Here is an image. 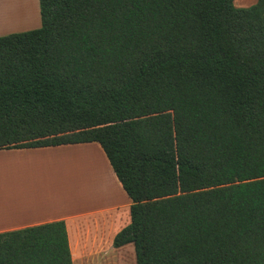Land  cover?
Wrapping results in <instances>:
<instances>
[{
  "label": "trees",
  "instance_id": "trees-1",
  "mask_svg": "<svg viewBox=\"0 0 264 264\" xmlns=\"http://www.w3.org/2000/svg\"><path fill=\"white\" fill-rule=\"evenodd\" d=\"M39 0L0 36V150L97 143L136 264H264V0ZM0 264H72L63 221Z\"/></svg>",
  "mask_w": 264,
  "mask_h": 264
},
{
  "label": "rangeland",
  "instance_id": "rangeland-1",
  "mask_svg": "<svg viewBox=\"0 0 264 264\" xmlns=\"http://www.w3.org/2000/svg\"><path fill=\"white\" fill-rule=\"evenodd\" d=\"M3 9L10 11L9 18L16 22V25L10 24L9 18L7 19L5 15L6 23L9 25H0V36L39 28V19L34 20L33 6L27 0L2 1L0 17H3L0 18V23L5 24L4 15H1ZM6 26L9 28L6 29ZM97 150L92 147L71 149L58 147L28 154L0 151V196L6 195L10 198L33 196L43 200L50 198L52 204L56 203L58 211H62V208L72 209V212L103 209L104 203L109 206L108 198L113 196V191L106 179V176H109L107 174L109 165L101 149L99 150L105 159L95 154L99 152ZM120 192L124 194L123 191ZM102 195H106L108 200ZM115 199L112 198L111 201L114 203ZM113 203L110 206L115 205ZM96 218L98 217L95 216L85 222H82V219L77 220L79 221L77 223L91 225ZM116 228L112 226L108 228L100 245L94 247L87 244L85 250L83 249L85 253L77 257L74 263L136 264L133 247L118 251L112 247L111 241H108L111 231H115Z\"/></svg>",
  "mask_w": 264,
  "mask_h": 264
},
{
  "label": "crops",
  "instance_id": "crops-1",
  "mask_svg": "<svg viewBox=\"0 0 264 264\" xmlns=\"http://www.w3.org/2000/svg\"><path fill=\"white\" fill-rule=\"evenodd\" d=\"M3 0H0V4ZM31 6H33V17L34 20H38L40 22V12H39V0H27ZM257 0H234L233 5L236 8H246L253 5ZM4 13V14H3ZM10 11L7 9H3L2 15L7 16V19L10 17ZM10 20V18H9ZM6 21V17H5ZM13 20H10V24H15ZM0 25H9L5 22V24L0 23ZM12 25V26H14ZM40 26V25H39ZM5 28V27H3ZM9 26H6L8 29ZM97 143H81V144H70V145H62L57 147H47V148H80V147H92L98 149L97 156H101L104 158L102 152L99 150ZM47 148H38V149H11V150H0V151H9L11 153L17 154H28V153H37L34 151H40L42 149ZM100 153V154H99ZM107 160V159H106ZM105 161V160H104ZM108 163V162H107ZM109 165V164H108ZM108 171V170H107ZM110 171V172H109ZM109 176H106L109 187H111L113 191V196L108 198L109 206L104 203L103 209H97L93 211H80V212H72L71 210H67V208H62V211H58V207L56 203L52 204V200H43L38 199L33 196H22L20 198H15L10 196H0V233L20 230L28 227L38 226L45 223L63 221L65 224V228L67 231L68 237V245L71 254L72 264L76 260L77 257L82 256L83 249L85 250L87 244L90 246L100 245L99 243L102 241V237L104 233L107 232L108 228L117 227L115 231H111L109 235L108 241L112 243L113 237L116 233H118L122 228H124L130 222L129 217V205L130 200L127 196L122 194L123 191L120 184L118 183L115 175L113 174L110 166H109ZM124 192V191H123ZM126 195V194H125ZM102 195V197L106 200L107 196ZM115 199L116 202H112L111 199ZM101 200V199H100ZM113 203L115 205L110 204ZM97 216L98 218L94 219L92 224L83 225L81 222L77 223L81 220L85 222L93 217ZM103 216V217H102ZM111 230V229H110ZM109 230V231H110ZM109 234V233H108ZM102 235V236H101ZM132 247L131 244L124 245L117 249L121 251L123 249H127L128 247ZM113 247V246H112ZM132 249V248H131ZM75 264V263H74Z\"/></svg>",
  "mask_w": 264,
  "mask_h": 264
},
{
  "label": "bare ground",
  "instance_id": "bare-ground-1",
  "mask_svg": "<svg viewBox=\"0 0 264 264\" xmlns=\"http://www.w3.org/2000/svg\"><path fill=\"white\" fill-rule=\"evenodd\" d=\"M3 14H4V13H3ZM1 15H2V13H1ZM2 17H3V16H2ZM2 17H0V18H2ZM3 19H4V21H5V17H4ZM6 21H7V20H6ZM6 21H5V22H6ZM3 23H4V22H3ZM80 154H81V153H80ZM80 154H79V155H80ZM82 154H84V153H82ZM73 168H74V167H73ZM77 170H78V169H77ZM77 172H78V171H77Z\"/></svg>",
  "mask_w": 264,
  "mask_h": 264
}]
</instances>
